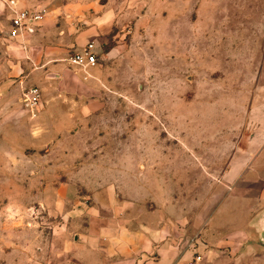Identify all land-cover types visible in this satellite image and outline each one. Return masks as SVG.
Masks as SVG:
<instances>
[{
	"label": "rangeland",
	"instance_id": "obj_1",
	"mask_svg": "<svg viewBox=\"0 0 264 264\" xmlns=\"http://www.w3.org/2000/svg\"><path fill=\"white\" fill-rule=\"evenodd\" d=\"M8 2L0 0V38L9 31ZM27 3L25 9L46 13L44 25L31 32L30 46L56 50L54 61L65 67L87 42L100 50L90 79L77 76L87 87L78 98L46 83L56 78L28 75L27 68L13 76L12 88L0 90V264H41L47 259L63 264L62 243L51 256L56 247H45L65 224L60 238L75 242L77 223L66 216L77 206L68 204L65 215L51 216L40 201L45 186L38 179L56 188L76 182L77 194L86 195L87 187L79 184L101 176L127 173L151 190L159 175L165 184L155 187L161 191V204L169 197L165 191L176 196L210 192L238 137L254 128L252 98L264 83V0ZM55 7L62 10L51 13ZM88 28L96 35L83 39ZM31 87L41 91L49 115L22 105V94ZM39 117H51V125L58 126L60 135L64 132L59 138L32 139L41 142V156L34 155L30 138L19 137L15 129L26 118ZM20 144L29 147L22 150ZM21 150L31 160L16 152ZM170 171L180 183L175 192L167 182ZM186 176L194 183L185 185ZM125 184L126 192L135 191L131 180ZM83 200L77 205L89 206ZM146 205L151 208L152 203Z\"/></svg>",
	"mask_w": 264,
	"mask_h": 264
},
{
	"label": "crops",
	"instance_id": "obj_2",
	"mask_svg": "<svg viewBox=\"0 0 264 264\" xmlns=\"http://www.w3.org/2000/svg\"><path fill=\"white\" fill-rule=\"evenodd\" d=\"M26 6L27 0H17V8L25 9ZM59 10L62 8L55 7L51 13ZM11 17L10 11L8 29ZM43 25L44 21L36 28ZM94 30L88 28L81 34L82 38H93ZM30 42L31 35L22 40H12L8 34L0 38V48L6 47L0 54V90L12 88L13 76L27 68L30 70L28 75H43L44 79L48 74H55L57 78L46 83H53L60 94L78 98L87 93V87H82L78 78L82 77L81 71L80 76L76 75L74 67L70 69L69 65L65 67L54 61L58 56L56 50L39 49L30 46ZM8 44L13 49L7 48ZM252 99L250 120L254 128L249 135L238 137L230 161L210 183L208 193L176 196L165 191L163 195L169 197L161 204V191L155 187L165 184L159 175L151 190L146 189L141 180L133 182L127 173H117L111 178L101 176L87 185L79 184L87 187L86 195L77 194L76 182H61L56 188L49 187L48 180L38 179L45 186L40 201L49 207L51 216L65 215L68 204L77 206L70 217L66 216L74 225L77 223L75 242L60 238L66 230V224L62 225L51 235L49 244L46 243V250L56 247L50 256L59 251L57 247L62 243L63 264H188L196 254L201 260L195 264H264V245L259 240L256 225L264 210V83ZM90 106L86 104L84 109L90 112ZM41 109L43 114L51 113L43 103L39 111ZM50 121L51 117H39L37 121L26 118L15 128L20 132L17 133L19 137L30 138L34 155L41 156L43 149L39 140L34 142L32 139L64 136V132L60 135L58 126L51 125ZM20 147L24 150L29 144H20ZM22 150L16 152L24 153L26 159L31 160ZM119 166L124 168L125 165ZM185 178L189 181L185 185L194 183L193 179ZM100 180L104 181L100 183ZM129 180L135 191L126 192L125 183ZM176 181V172L170 171L167 181L170 192H175L174 187L180 184ZM83 199L89 206L86 203L77 205L82 204ZM147 202L152 203L151 208ZM81 221L84 223L80 226ZM41 264L59 263L47 259Z\"/></svg>",
	"mask_w": 264,
	"mask_h": 264
},
{
	"label": "built area",
	"instance_id": "obj_3",
	"mask_svg": "<svg viewBox=\"0 0 264 264\" xmlns=\"http://www.w3.org/2000/svg\"><path fill=\"white\" fill-rule=\"evenodd\" d=\"M8 8L12 13L8 37L12 40L25 39L46 18L44 11L32 12L24 8H17L15 0L8 2ZM99 53L100 50L94 42H89L81 50L72 53L67 59V63L69 66L81 71L83 80L87 81L91 77L89 71L98 66ZM21 103L28 110L38 111L42 105V93L39 88L31 87L25 90L21 97ZM199 260H201V256L196 254L188 264H195L194 262Z\"/></svg>",
	"mask_w": 264,
	"mask_h": 264
},
{
	"label": "water",
	"instance_id": "obj_4",
	"mask_svg": "<svg viewBox=\"0 0 264 264\" xmlns=\"http://www.w3.org/2000/svg\"><path fill=\"white\" fill-rule=\"evenodd\" d=\"M49 78H57L55 74H49ZM257 230L259 234V240L264 245V210L260 213L256 220Z\"/></svg>",
	"mask_w": 264,
	"mask_h": 264
}]
</instances>
